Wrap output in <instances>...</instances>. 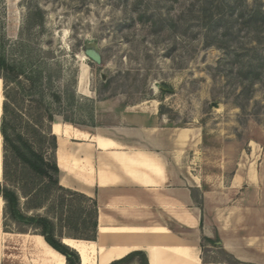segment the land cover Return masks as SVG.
Instances as JSON below:
<instances>
[{
    "label": "rangeland",
    "instance_id": "1",
    "mask_svg": "<svg viewBox=\"0 0 264 264\" xmlns=\"http://www.w3.org/2000/svg\"><path fill=\"white\" fill-rule=\"evenodd\" d=\"M32 8L44 11V25L28 30ZM260 10L264 0H0V54L26 70L9 92L22 121L49 105L65 135L79 129L66 118L91 127L135 104L155 109L167 124L201 131L189 172L228 180L237 163L255 160L252 147H264ZM250 13L258 20L247 25ZM34 68L44 72L36 87ZM4 93L3 82V102ZM75 204L83 214L92 207Z\"/></svg>",
    "mask_w": 264,
    "mask_h": 264
},
{
    "label": "crops",
    "instance_id": "2",
    "mask_svg": "<svg viewBox=\"0 0 264 264\" xmlns=\"http://www.w3.org/2000/svg\"><path fill=\"white\" fill-rule=\"evenodd\" d=\"M136 107L108 125L74 124L68 135L52 124L59 183L97 202L96 238H62L80 264H264V147H252L255 160L237 163L228 180L200 177L186 166L199 128ZM0 264L67 259L41 234L5 230L2 208Z\"/></svg>",
    "mask_w": 264,
    "mask_h": 264
},
{
    "label": "trees",
    "instance_id": "3",
    "mask_svg": "<svg viewBox=\"0 0 264 264\" xmlns=\"http://www.w3.org/2000/svg\"><path fill=\"white\" fill-rule=\"evenodd\" d=\"M264 20V11H258ZM256 14H249L245 24H252ZM211 18V17H210ZM224 18V16H223ZM258 20L257 18L255 19ZM211 21V19H209ZM212 23V21H211ZM44 25V11L30 9L25 26L30 30ZM22 61H9L0 54V77L4 82L5 101L0 123L3 149V175L0 176V195L3 198L4 229L14 232L37 233L55 249L66 256L67 264H80L79 253L62 241L63 237L95 239L98 226L97 202L75 190L59 183L60 168L57 164V136L53 133L54 115L47 108L39 115L22 121L17 110L16 100L9 91L13 81L19 83L20 74L25 73ZM42 69H31L28 80L36 87L43 78ZM43 93V90H41ZM76 92L72 99H76ZM44 101V98L42 99ZM73 124L76 122L66 118ZM26 200L29 213L23 209L22 200ZM92 203L84 211L75 201ZM40 210H44L43 213ZM9 222L14 226L8 228ZM130 258L113 261L110 264H125ZM143 264H147L144 257Z\"/></svg>",
    "mask_w": 264,
    "mask_h": 264
},
{
    "label": "bare ground",
    "instance_id": "4",
    "mask_svg": "<svg viewBox=\"0 0 264 264\" xmlns=\"http://www.w3.org/2000/svg\"><path fill=\"white\" fill-rule=\"evenodd\" d=\"M84 55V54H83ZM3 80L2 78L0 77V115L2 113V104H3ZM55 131L57 133H62V128H61V124L60 123H56L55 124ZM2 171H3V155H2V134L0 133V174L2 175ZM3 204H4V201H3V198L2 196L0 195V214H1V211H2V208H3ZM27 237V236H26ZM63 241H67L68 243H71L69 242L68 240H63ZM66 243V242H65ZM51 255H53V257H58L56 254H54L53 252H50Z\"/></svg>",
    "mask_w": 264,
    "mask_h": 264
},
{
    "label": "water",
    "instance_id": "5",
    "mask_svg": "<svg viewBox=\"0 0 264 264\" xmlns=\"http://www.w3.org/2000/svg\"><path fill=\"white\" fill-rule=\"evenodd\" d=\"M85 56H87V57H89V58H91V59H93L95 61H100L99 55L93 50H86L85 51ZM0 176H1V174H0Z\"/></svg>",
    "mask_w": 264,
    "mask_h": 264
}]
</instances>
